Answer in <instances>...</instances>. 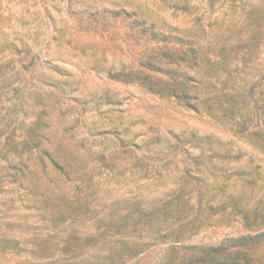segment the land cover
<instances>
[{"label": "rangeland", "instance_id": "obj_1", "mask_svg": "<svg viewBox=\"0 0 264 264\" xmlns=\"http://www.w3.org/2000/svg\"><path fill=\"white\" fill-rule=\"evenodd\" d=\"M152 29L164 40L152 38ZM252 31H261L262 69L264 0H0L3 264H43L48 253L68 257L70 243L93 259L100 245L88 238L102 228L101 218L114 205L126 208L172 186L201 150V167L230 169L225 178L206 171L209 186L194 183L197 208L199 190L207 188L213 203L226 190L238 204L200 208V228L183 244H218L264 229V151L235 135L230 120L110 75L136 64L145 49L178 38L214 55ZM235 61L228 53L225 63ZM209 149L230 157L211 159ZM180 247L160 243L124 264H173Z\"/></svg>", "mask_w": 264, "mask_h": 264}, {"label": "trees", "instance_id": "obj_2", "mask_svg": "<svg viewBox=\"0 0 264 264\" xmlns=\"http://www.w3.org/2000/svg\"><path fill=\"white\" fill-rule=\"evenodd\" d=\"M149 32L152 38H165L164 33L156 29ZM261 39V31H252L246 38L210 55L195 42L178 38L145 49L136 64L111 71L110 75L125 83L139 84L156 95L173 98L197 113L230 120L235 135L246 137L264 151V68L256 64ZM228 53L235 54L233 66L225 63ZM254 67L260 70L257 75L251 71ZM225 71L227 76H224ZM237 71H241L242 76L236 73L235 76ZM209 150L213 152L211 159L228 160L230 157L229 151ZM204 153L201 150L194 156L195 164L185 167L178 181L165 186L157 196L129 200L126 208L114 205L109 217L101 218L102 228L88 238L89 242L94 240L95 246L100 245L92 254L93 259L72 251L70 243L68 257L48 253L43 255L46 262L43 264H124L160 243L180 244L181 252L173 264H264V254H260L264 245L263 228L218 244H183L200 228L201 217L197 220L200 208L223 211L231 203L238 204L234 193L222 190L216 194L220 199L214 205V195H210L207 188L203 192L199 190L200 208H197L192 190L194 183L209 186L204 177L206 171L225 173L230 169L228 166L218 169L216 164L201 167ZM55 165L58 164L55 162ZM0 264L3 261L0 260Z\"/></svg>", "mask_w": 264, "mask_h": 264}]
</instances>
